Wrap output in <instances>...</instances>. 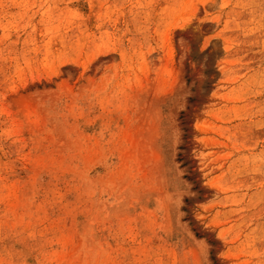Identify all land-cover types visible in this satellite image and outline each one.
I'll use <instances>...</instances> for the list:
<instances>
[{
    "label": "rangeland",
    "instance_id": "obj_1",
    "mask_svg": "<svg viewBox=\"0 0 264 264\" xmlns=\"http://www.w3.org/2000/svg\"><path fill=\"white\" fill-rule=\"evenodd\" d=\"M0 264H264V0H0Z\"/></svg>",
    "mask_w": 264,
    "mask_h": 264
}]
</instances>
